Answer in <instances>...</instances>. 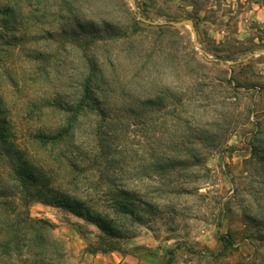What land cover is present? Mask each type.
<instances>
[{
	"label": "rangeland",
	"instance_id": "1",
	"mask_svg": "<svg viewBox=\"0 0 264 264\" xmlns=\"http://www.w3.org/2000/svg\"><path fill=\"white\" fill-rule=\"evenodd\" d=\"M186 19L206 58L190 27L148 23ZM0 89L25 129V154L77 199L26 206L20 180L0 197L53 225L45 249L55 240L60 264H264V0H0ZM52 102L92 111L44 108ZM64 125L57 146L30 136ZM162 153L188 163L172 185L147 179ZM171 187L181 191L148 196L141 222H116L117 237L76 214L113 219L119 190ZM0 220L17 216L3 208ZM16 231L31 261V231Z\"/></svg>",
	"mask_w": 264,
	"mask_h": 264
},
{
	"label": "trees",
	"instance_id": "2",
	"mask_svg": "<svg viewBox=\"0 0 264 264\" xmlns=\"http://www.w3.org/2000/svg\"><path fill=\"white\" fill-rule=\"evenodd\" d=\"M9 8L5 10V15L11 14ZM78 106L61 105L59 103L52 102L46 104L44 108H54L61 114L77 113L78 111L81 112L82 110H84V108H88L92 111V104ZM13 112L14 110L9 106L5 98V90L0 89V140L4 142L0 147V159L2 160V162H7L6 167H0V197H8L9 195L7 194L8 192H10V188L12 195V191H15L16 188L18 189L15 184L16 180H20V183L18 184L22 189L19 193L21 195L23 194L24 199L21 197L23 205L27 204L26 206H28L31 202H35L40 197H45L47 195L55 197L54 200L61 204H63V202L67 203V205H69L70 202L75 203L77 199H66L71 195L66 194L68 197H64L63 194L65 193H63L58 187H55L54 184L56 182L52 184V182L54 181L51 180L52 177H50L49 173L43 167L37 166L33 162L32 158L25 154V149H23V147L20 146L21 144L18 143V137H20V139H25L27 135L24 133L25 129L15 122L12 116ZM71 129L72 126L64 125L63 127H59V129L52 134H45L38 130L35 133H31L30 136L33 140H41L46 145L49 143H54L55 146H57L63 140L62 138L65 135L66 137L69 136ZM253 156L258 159L260 158V154H257L256 152L254 153V150ZM154 157H156V159L152 161L150 167L147 166L145 169L151 170V174L155 175L157 178L153 179V176L151 175L148 176L147 179L157 184L166 180L172 185L175 181L171 179L170 175L176 174V176L182 177L181 173H179V171L181 170L180 168H183L185 172L189 170L187 167L188 163L186 161L178 160L176 155L169 156L162 153L155 154ZM193 158L196 159V157ZM260 159H263L262 161H264V158L261 157ZM46 183L48 185H46ZM38 184H41V187H39ZM175 191L178 192L181 190L178 188L176 189V187H171L169 189H166L165 191L157 189L156 191H148L143 194L140 190L134 189L132 192H128L127 190L122 189L118 191L119 198L117 199L116 197L115 199H112V209L115 218L111 219L109 217V214L102 213L94 208H92V210H83L85 212H78L76 214L77 216L92 222L102 232H104V234H106L110 238H113L117 237V235H121V230L119 231V234L118 230L116 229L118 228L117 226H115L116 222H124L127 220H130L132 222H141L142 219L139 208L142 206L146 207L148 211H152L153 204L151 201H148V196L161 194L162 192L163 194H166V196H168L174 194ZM20 205H22V203H20ZM81 205L82 203L80 202V206ZM3 208H8L11 212H15L17 220L12 221L13 223H4L0 220V264L6 262L22 264L25 261L26 264H60L58 261L62 260L63 255L58 249V243H56L55 240H51L52 244L50 245L49 249H45L48 246L46 237H50V231H52L53 229V225L51 223L43 219H34L30 216V214L26 215V213H22L21 211L17 212L16 205L14 204L13 206V203L10 201H0V210ZM251 218L252 219H250V221L252 223H257L256 219H254L253 217ZM25 225L27 226L29 231H31V235L34 234V238L31 240L30 235L29 239L24 240L25 243L27 244V242H32V247H30L29 250H35V246H37L36 249L38 250L36 251L37 254H33L34 258H32L31 255V261H27L28 258L24 259L25 261L22 260V248L20 249L19 247L15 246V244H18V242L20 241L18 239L20 232L16 230L21 229ZM5 226L10 227L11 230L15 229V237L13 239H11L10 237L7 238V232L5 238L1 235L4 231H7V228H4ZM15 238L17 239L15 240ZM25 247L26 245H23V249ZM52 248L54 250L51 252ZM104 250L106 249L93 248L92 254H97L98 252L104 253ZM13 259H15V261H12Z\"/></svg>",
	"mask_w": 264,
	"mask_h": 264
},
{
	"label": "water",
	"instance_id": "3",
	"mask_svg": "<svg viewBox=\"0 0 264 264\" xmlns=\"http://www.w3.org/2000/svg\"><path fill=\"white\" fill-rule=\"evenodd\" d=\"M129 2L133 5V0H129ZM135 10V8H134ZM150 25L152 26H157V25H166V24H169L173 27H183V26H188L191 28L192 30V33H193V45L200 51L201 55L206 58V55L200 50L199 46H198V36H197V33H196V30H195V27H194V21L191 20V19H186V20H183V21H178V22H169V23H165V22H160V23H156V22H148ZM263 52H259V53H256L253 56H260L262 55ZM247 60V59H246Z\"/></svg>",
	"mask_w": 264,
	"mask_h": 264
}]
</instances>
